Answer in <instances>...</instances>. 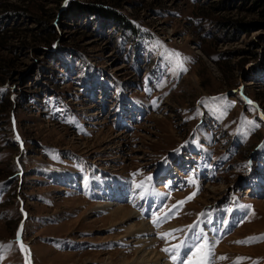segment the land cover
I'll return each mask as SVG.
<instances>
[{"label":"rangeland","instance_id":"374dc122","mask_svg":"<svg viewBox=\"0 0 264 264\" xmlns=\"http://www.w3.org/2000/svg\"><path fill=\"white\" fill-rule=\"evenodd\" d=\"M79 1L114 7L125 25L0 0V264H139L125 211L161 254L145 264H175L176 245L186 260L199 243L212 264H264V240L248 242L264 236V30L230 39L214 26L255 13L224 0ZM107 204L125 209H95Z\"/></svg>","mask_w":264,"mask_h":264},{"label":"trees","instance_id":"16d2710c","mask_svg":"<svg viewBox=\"0 0 264 264\" xmlns=\"http://www.w3.org/2000/svg\"><path fill=\"white\" fill-rule=\"evenodd\" d=\"M50 3L56 4L61 7L63 5L62 11H65V17L70 18L72 15H81V14H89L92 16H98L103 21H107L113 23V25H125V21H123L124 16L118 12L114 7L108 6H94L88 3H81L79 0H48ZM232 2L237 5L239 8H248V11H252L257 16L254 21L244 22L243 19H232L227 16L218 17L214 20V26L222 32L225 38L236 39L238 37V33H247L250 27H259L264 30V0H224V6L229 5ZM8 7L10 10L7 13H10L13 16L24 15L26 12L22 8H18L17 6H13L8 3ZM212 5L203 8L202 13H209L212 9ZM60 10V9H59ZM39 24L46 31L47 30V41L52 39L49 31L53 28L48 25V21L39 20ZM252 25V26H251ZM264 42V39L262 40Z\"/></svg>","mask_w":264,"mask_h":264},{"label":"bare ground","instance_id":"6f19581e","mask_svg":"<svg viewBox=\"0 0 264 264\" xmlns=\"http://www.w3.org/2000/svg\"><path fill=\"white\" fill-rule=\"evenodd\" d=\"M112 206H113L112 204L101 205L96 207L95 209H100V211L103 210V212L108 211L110 215L115 214V212H122L125 209L124 207H120V206L117 207L115 206L112 207ZM125 214H126V218L124 222L128 223L129 227L127 228L126 236L122 240H125V243L129 244V246L131 245L132 248H134L131 261L133 263H139V264H145V262L157 263L162 257L160 256L161 254L159 255V252L154 248L152 242L149 241L145 242L143 239H142L143 241L137 240L138 238L135 239L136 237L134 236V234L138 236H143L144 234H146L148 229H146L145 224L143 222H139V223L135 222L136 214L133 213L132 211H125ZM188 248H190V245H188L187 248L185 246L186 251L188 250ZM174 255L177 257L176 260H174L175 264H177V263H181L185 254L182 252L181 249H179L178 252L177 251L174 252L173 256ZM131 261L124 263H131Z\"/></svg>","mask_w":264,"mask_h":264},{"label":"snow or ice","instance_id":"6c2138e0","mask_svg":"<svg viewBox=\"0 0 264 264\" xmlns=\"http://www.w3.org/2000/svg\"><path fill=\"white\" fill-rule=\"evenodd\" d=\"M177 56V58H179V54H175ZM251 103V102H249ZM251 123V122H249ZM149 180L151 179L150 177L148 178ZM194 183V181H191ZM137 187H142V185H137ZM196 193H192V195L190 197H188L187 199H191L192 197L195 196ZM187 201H180L178 202V204L182 205L183 203H185ZM177 207L176 205L173 206V208ZM250 208V206H247ZM169 211H172V209H169ZM167 215V214H165ZM157 219H161L160 217H157ZM154 223H156V221H154ZM170 234H164L162 235V239H166L167 236ZM17 240L19 241V232L17 233ZM255 240H264V236L262 237H258V238H249L248 242H253ZM237 243H243L238 241ZM183 244V242H182ZM21 249L23 250V245L21 244ZM181 247V245H176L174 246V251L179 250V248ZM164 251H169V249H164ZM212 249L211 247H209V245L207 243H199L197 245L194 246V250L190 249L189 254L187 255V259L186 260H182L181 264H212ZM176 256L174 255L172 257L173 260H176ZM219 259L223 260L226 259V257H220ZM233 264H239V258L237 259V261H234ZM254 264H256V262H254Z\"/></svg>","mask_w":264,"mask_h":264},{"label":"water","instance_id":"95a60500","mask_svg":"<svg viewBox=\"0 0 264 264\" xmlns=\"http://www.w3.org/2000/svg\"><path fill=\"white\" fill-rule=\"evenodd\" d=\"M21 231H22V224H20L19 225V233L21 234ZM22 243L21 242H19V247H20V250H21V253L23 254V256H24V261H25V263L28 261L27 260V257H26V253H25V250H24V247H23V250L21 249V245ZM31 264V263H30Z\"/></svg>","mask_w":264,"mask_h":264}]
</instances>
